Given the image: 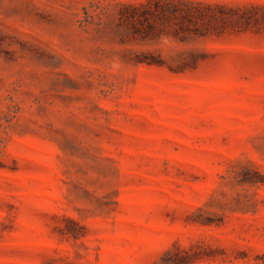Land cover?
<instances>
[{
  "label": "rangeland",
  "instance_id": "1",
  "mask_svg": "<svg viewBox=\"0 0 264 264\" xmlns=\"http://www.w3.org/2000/svg\"><path fill=\"white\" fill-rule=\"evenodd\" d=\"M149 1L0 0V264H264V0Z\"/></svg>",
  "mask_w": 264,
  "mask_h": 264
},
{
  "label": "trees",
  "instance_id": "2",
  "mask_svg": "<svg viewBox=\"0 0 264 264\" xmlns=\"http://www.w3.org/2000/svg\"><path fill=\"white\" fill-rule=\"evenodd\" d=\"M251 9H264L263 5H251ZM131 14L124 16V21L134 28L147 25L151 30L163 20L181 21V30L186 34L206 36L213 30L221 28H236L250 26L259 20L249 16L243 8H233L227 5L194 4L188 0H155L140 6H132ZM248 9V8H247ZM251 10H249V14ZM220 13V14H217ZM236 16H238L236 18Z\"/></svg>",
  "mask_w": 264,
  "mask_h": 264
}]
</instances>
